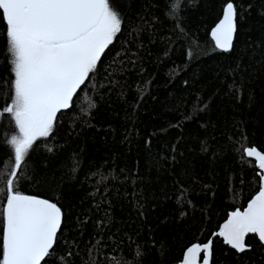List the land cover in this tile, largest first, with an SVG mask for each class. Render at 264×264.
I'll list each match as a JSON object with an SVG mask.
<instances>
[{
    "label": "trees",
    "instance_id": "16d2710c",
    "mask_svg": "<svg viewBox=\"0 0 264 264\" xmlns=\"http://www.w3.org/2000/svg\"><path fill=\"white\" fill-rule=\"evenodd\" d=\"M115 2L124 34L54 137L37 141L53 151L31 152L20 181L64 213L50 264H177L259 190L243 149L264 152V0H233L240 16L227 53L210 30L228 0H183V32L165 0ZM141 17L153 27L137 36ZM9 67L0 24V185L11 167L5 141L17 131L2 111ZM246 242L251 251L237 254L214 238V264H264V247L253 235Z\"/></svg>",
    "mask_w": 264,
    "mask_h": 264
},
{
    "label": "snow or ice",
    "instance_id": "6c2138e0",
    "mask_svg": "<svg viewBox=\"0 0 264 264\" xmlns=\"http://www.w3.org/2000/svg\"><path fill=\"white\" fill-rule=\"evenodd\" d=\"M165 2L166 16L175 19L183 32L179 23L183 0ZM238 16L237 6L228 0L211 32L216 49H233ZM140 19L142 23L132 29L137 36L153 27L152 22ZM0 24L11 76L5 82L10 95L2 111L17 130L5 141L11 150V167L0 185V264H50L46 258L56 252L64 213L57 203L23 192L20 181L31 152L41 146L53 151L37 141L54 137L61 116L73 109L74 97L95 79L102 57L124 34L126 20L115 0H0ZM118 84L109 81L111 87ZM4 95L0 89V98ZM243 151L258 162L259 191L243 211L237 208L228 214L215 233L237 254L251 251L252 245L246 242L250 234L264 247V154L256 147ZM136 255H143L139 247ZM178 264H214L212 239L188 246Z\"/></svg>",
    "mask_w": 264,
    "mask_h": 264
},
{
    "label": "water",
    "instance_id": "95a60500",
    "mask_svg": "<svg viewBox=\"0 0 264 264\" xmlns=\"http://www.w3.org/2000/svg\"><path fill=\"white\" fill-rule=\"evenodd\" d=\"M222 13H223V11H222ZM221 18H222V15H221L220 19H221ZM220 19H219V20H220ZM218 22H219V21H218ZM218 22H217V23H218ZM217 23H216V24H217ZM216 24H215V25L213 26V28L210 30V38H211V40H212L211 32H212V30L214 29V27L216 26ZM234 40H235V36H234ZM212 42H213V44H214V46H215V42H214L213 40H212ZM233 44H234V41H233ZM217 50L220 51V52H223V53H227V52H224V51L219 50V49H217ZM229 52H230V51H229ZM257 150H258V149H257ZM258 151H259V150H258ZM260 152H261V151H260ZM261 153L264 154V152H261ZM244 154H245V156H246V153H244ZM246 158H247V157H246ZM247 159H250V160L254 161L255 164H256V167H257V169H258V162H256L254 158H247ZM259 171H260V170L258 169V172H259ZM259 179H260V178H259ZM260 183H261V182H260ZM259 187H260V185H259ZM258 191H259V190H258ZM256 194H257V193H256ZM256 194H255V195H256ZM255 195H254V196H255ZM254 196H253V197H254ZM253 197H252V198H253ZM252 198H251V199H252ZM249 202H250V201H249ZM246 206H247V205H246ZM242 211H243V210H242ZM226 219H227V218H226ZM226 219H225V220H226ZM224 222H225V221H224ZM224 222H222V223L220 224V226H221ZM220 226H219V227H220ZM218 230H219V228H218ZM218 230H217V231H218ZM217 231H216V232H217ZM216 232H214V233L211 235V237H210L209 239H212V241H213V239L216 238V236H215V233H216ZM250 235H253V234H250ZM217 238H219V237H217ZM219 239L222 240V238H219ZM201 245H203V244H201ZM233 251H235V250H233ZM184 252H185V251H184ZM235 252H236V251H235ZM183 254H184V253H183ZM42 263H43V262H42ZM177 264H178V263H177Z\"/></svg>",
    "mask_w": 264,
    "mask_h": 264
}]
</instances>
